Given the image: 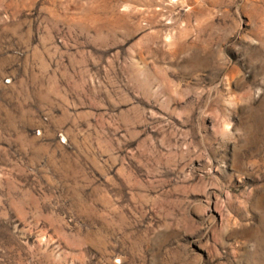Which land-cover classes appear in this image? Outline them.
<instances>
[{"label":"rangeland","instance_id":"rangeland-1","mask_svg":"<svg viewBox=\"0 0 264 264\" xmlns=\"http://www.w3.org/2000/svg\"><path fill=\"white\" fill-rule=\"evenodd\" d=\"M0 264H264V0H0Z\"/></svg>","mask_w":264,"mask_h":264}]
</instances>
